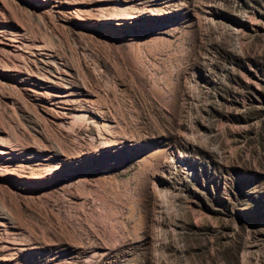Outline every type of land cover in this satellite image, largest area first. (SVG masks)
<instances>
[{"label":"rangeland","instance_id":"obj_1","mask_svg":"<svg viewBox=\"0 0 264 264\" xmlns=\"http://www.w3.org/2000/svg\"><path fill=\"white\" fill-rule=\"evenodd\" d=\"M58 1L0 0L46 55L0 46V264H264V0ZM52 69L97 125L16 77Z\"/></svg>","mask_w":264,"mask_h":264},{"label":"bare ground","instance_id":"obj_2","mask_svg":"<svg viewBox=\"0 0 264 264\" xmlns=\"http://www.w3.org/2000/svg\"><path fill=\"white\" fill-rule=\"evenodd\" d=\"M58 2H59L58 3L59 5H66V6H71V5L76 6L78 3H80V2L76 3L74 0H59ZM66 8H70V7H66ZM136 14H137V12H136ZM127 16L126 15L125 16L120 15L118 17L117 16H110L106 19L116 20V24L120 25V24H123V22H124L123 20L126 19ZM79 20H82V19L79 18ZM4 28L5 27L2 25V22H1L0 23V46H1L2 50H4L6 53H10L7 55L11 56V53H18V54H21V57H26L31 52L30 51L28 52V50L25 48L29 49V47H30L32 49V51L36 54V56H39V58H42L44 60L46 55H45V51H43L42 45H38V44H32L31 45L30 44L31 45L30 46L28 43V44H26L28 46L27 47L25 45V43H21L17 40V36L14 34V32H12L6 28L4 29ZM15 56H18V55H15ZM50 57H51V55L48 53L47 59H49ZM53 58L48 60L50 62V64H52V63L54 64ZM19 59L22 60V58H19ZM45 61H47V60H45ZM61 76L62 75H60L58 72L54 71V69H52L50 73H40V72H36V73L33 72L32 73L31 72L30 74L26 73L24 76V74H21L18 72L16 75L17 80L19 82H21L22 85L25 84V85H23V87L27 91L33 92L35 94V96L37 94V96H38L37 97V104H38L39 108L41 110H43L45 113L49 114L50 116H54V117L68 118L70 120V124H71L70 127L72 126V124L74 125L75 123H78V122L81 123V121L87 122L89 117H92L93 119H90L91 122L94 123L95 125H97V123H95V119H94V115H96L95 114L96 112H93L90 109H76V108L63 107V105L75 101L74 99L77 96H83L86 99H88V98H87V94L86 95L81 94V92L78 88L70 85L71 84V83H69L70 81L68 82L65 78H62L63 76L62 77ZM64 77H66V76H64ZM63 88H65V89L62 91L61 89H63ZM86 99H85V101H90V99H88V100H86ZM92 101H90V102H92ZM108 125H110V123H104V120H103L100 123V125H98V126H102V128H103V127H108ZM4 138L2 136H0V175L1 176H8L11 183L14 184V181L16 182L17 180H23L25 177H28V176H26V174H24V175L20 174V172L17 169H13V168L11 170L6 169L5 165L10 164V161L6 160L4 157L10 156L13 149H11V147H9L8 141ZM17 168H18V166H17ZM0 220H1V216H0Z\"/></svg>","mask_w":264,"mask_h":264}]
</instances>
